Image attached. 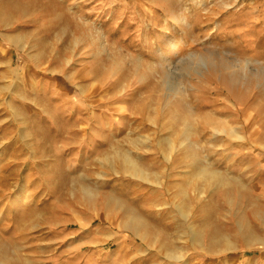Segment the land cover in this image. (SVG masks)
Returning <instances> with one entry per match:
<instances>
[{"label": "rangeland", "instance_id": "obj_1", "mask_svg": "<svg viewBox=\"0 0 264 264\" xmlns=\"http://www.w3.org/2000/svg\"><path fill=\"white\" fill-rule=\"evenodd\" d=\"M0 264H264V0H0Z\"/></svg>", "mask_w": 264, "mask_h": 264}, {"label": "bare ground", "instance_id": "obj_2", "mask_svg": "<svg viewBox=\"0 0 264 264\" xmlns=\"http://www.w3.org/2000/svg\"><path fill=\"white\" fill-rule=\"evenodd\" d=\"M198 61H199V64L201 65V66H204V67H206L207 68V62L203 59V58H199L198 59ZM197 71V70H196ZM166 76H168V74L167 73H165V77H164V80H166ZM170 76L172 77V78H174V74H172V73H170ZM171 77H169L167 80H168V89L169 90H172V84H171ZM165 83V82H164ZM174 84V83H173ZM174 87V86H173ZM229 94V93H228ZM231 95V97L232 98H234L235 99V101H236V103H240V102H238L236 99H238L239 101H241V99L240 98H238V95H235L234 93H231L230 94ZM224 104V103H223ZM236 108V107H235ZM187 109V108H186ZM222 132V130H219L218 129V132ZM241 138V137H240ZM182 145L183 146H185V143H182ZM117 156H119L118 154H117ZM117 164L119 165V167L123 170V171H125V172H127V173H129V174H131V175H133V176H136V177H140V178H142V179H144V178H146V173H145V170L141 167V165H139L138 163H136L133 159H131L129 156H127V155H123V156H119V157H117ZM202 170H204V168H202ZM209 173H210V171H209ZM211 174H215V173H211ZM216 175V174H215ZM220 178L221 179H223V180H225L223 177H221L220 176ZM146 180V179H145ZM226 181V180H225ZM131 221L132 222H135V224L137 225V226H139V225H145L146 223H145V221L143 220V219H140V218H136V217H132L131 218ZM147 236H148V234H147V232H146V238H147ZM181 254H178V253H172V254H170V256L171 257H174V258H179V256H180Z\"/></svg>", "mask_w": 264, "mask_h": 264}]
</instances>
